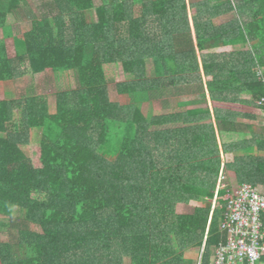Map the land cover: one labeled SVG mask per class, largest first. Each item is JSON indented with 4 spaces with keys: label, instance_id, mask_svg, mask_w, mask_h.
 I'll use <instances>...</instances> for the list:
<instances>
[{
    "label": "trees",
    "instance_id": "obj_1",
    "mask_svg": "<svg viewBox=\"0 0 264 264\" xmlns=\"http://www.w3.org/2000/svg\"><path fill=\"white\" fill-rule=\"evenodd\" d=\"M101 2L0 1V91L24 90L0 99V237L18 229L0 240V264H210L225 241L227 189L212 211L220 171L264 186V128L249 124L264 122V0L194 3L192 24L186 0ZM9 16L31 28L14 36ZM243 44L254 53L230 51ZM197 47L213 118L185 108L202 95L178 100L202 83ZM47 73L78 83L55 111ZM155 99L166 103L152 110ZM194 250L200 262L186 258Z\"/></svg>",
    "mask_w": 264,
    "mask_h": 264
},
{
    "label": "rangeland",
    "instance_id": "obj_2",
    "mask_svg": "<svg viewBox=\"0 0 264 264\" xmlns=\"http://www.w3.org/2000/svg\"><path fill=\"white\" fill-rule=\"evenodd\" d=\"M37 1V6L40 7L41 6V3H40V0H35L34 2ZM47 1H54V0H43L42 3H47ZM102 0H95L94 3H95V6H101ZM206 0H186V3L189 7V18L191 20V24H192V17H194L196 15V9H192L190 6L194 3H201V2H204ZM234 1H239V0H234ZM31 5H33V1H30ZM28 8L31 9L32 6L28 3ZM235 13H230V15H223V16H220L218 17L217 19L214 20V24L216 26L218 25H221V24H224L225 22H231L232 19H235ZM7 24L8 25H11L13 27V35H18V34H21L20 32V29L21 27H29L31 28V22H27V23H24L23 26L20 25L19 22H17V19H15V17H12V16H9L8 19H7ZM194 26V25H192ZM3 34L2 30H0V37L1 35ZM7 44L10 48V50L13 52V40H8L7 41ZM197 44V42H196ZM230 51H234V52H243V53H250V51H253V47L251 44H243V45H235L231 48ZM197 52H198V65H199V68H200V77L202 79V83H199L198 85H196L195 87H192V90L188 93H183V95H179V101H184V100H187L191 97H195L196 95L197 96H203L205 97L206 99V96L208 95V87H207V83H206V77H205V74H204V70H203V64H202V59H201V56H200V52L198 50V47H197ZM122 64L119 65V70L121 69V72L124 73V70L122 68ZM151 67V65H150ZM118 70V74L114 73V72H107V79H108V84H110V96H111V99L114 100V101H117L119 99V94H118V88H117V82L120 81L121 79H125V76L123 75L122 76V73ZM261 72H264V69L261 70ZM149 75H153V73L149 72ZM77 82H76V79L72 76H62L61 78L58 77V76H51L49 73H47V79H46V82H45V89L43 90L49 97V104H50V107H51V110L52 111H55L56 107H55V100H56V93L59 92V91H64V90H67V89H74V88H77ZM14 89V88H13ZM10 89L7 90L6 93H3L0 91V99H2L4 97V95H8L10 94L12 97H20V95L22 93H24V90H23V87L20 83H17V85L15 86V89L11 92V93H8ZM163 98V96H162ZM161 98V99H162ZM170 99H175L176 97H169ZM251 96L249 94H246V95H243L241 99L243 100H248L250 99ZM167 100V98H166ZM166 100L164 101V103L157 99L154 100V102H152V104H150V109L152 110H159L160 108H162V105L164 106V104L166 103ZM210 102H209V99H208V96H207V102H203L202 104L200 105H197V104H194V105H189L187 107H185L186 109H189V110H197V109H202V110H210L212 112V105L210 106ZM145 105V104H144ZM143 105V106H144ZM144 109H146V107L144 106ZM214 128H216L215 126V123H214V120L212 122ZM243 124H247L246 126L244 125V127H246V134L247 136L249 137V132L247 130V127H248V121H244ZM250 125H253L255 126V130L253 131V133L257 134V135H262L263 134V130L261 127H259V124H251L249 123ZM216 131V130H215ZM215 135H216V140H217V143L218 145L220 146L221 148V143H220V140H219V135L217 133V131L215 132ZM222 161L224 162L225 161V158L221 157ZM232 160V159H231ZM221 173L219 174L218 176V182L219 180L221 179L223 184L227 185L230 189H234L236 187H238V182L236 180V176L234 174H223L222 170L220 171ZM223 177V178H222ZM212 205V203H211ZM192 212H194V210H192L190 207H185V206H182V205H178L176 207V213L178 215H190L192 214ZM17 238H18V229L14 228V227H11L9 228L8 230H6V232L4 233V235H2L0 237V240H2L3 242H17ZM212 255V254H211ZM186 258L188 259H191L192 262H200L201 261V253L199 250H194L190 253H188L186 255ZM125 264H130V261L129 259H126V262ZM200 264V263H199Z\"/></svg>",
    "mask_w": 264,
    "mask_h": 264
},
{
    "label": "built area",
    "instance_id": "obj_3",
    "mask_svg": "<svg viewBox=\"0 0 264 264\" xmlns=\"http://www.w3.org/2000/svg\"><path fill=\"white\" fill-rule=\"evenodd\" d=\"M259 104L264 108V97ZM218 189L228 191L224 217L219 221L225 241L214 247L210 264H264V186L238 184L230 189L220 179L212 211Z\"/></svg>",
    "mask_w": 264,
    "mask_h": 264
},
{
    "label": "crops",
    "instance_id": "obj_4",
    "mask_svg": "<svg viewBox=\"0 0 264 264\" xmlns=\"http://www.w3.org/2000/svg\"><path fill=\"white\" fill-rule=\"evenodd\" d=\"M0 1H2V0H0ZM29 1H33V5H34V7L35 8H37L38 6H37V1L36 2H34L35 0H29ZM42 1L43 0H40V3H41V6L40 7H38V8H42L43 9V4L44 3H42ZM95 1V0H94ZM53 1H47V3H48V5H50L51 3H52ZM47 3H45V4H47ZM30 5H31V3H30ZM33 5H31V6H33ZM32 10H33V7L31 8ZM17 22H19L20 23V25L21 26H23V24L24 23H27L26 21H17ZM226 23V22H225ZM24 29V27H21V29H20V32L22 33V30ZM2 32H3V30H2ZM18 35H21V34H18ZM18 35H14V36H18ZM207 83V82H206ZM208 96V99H209V95H207ZM207 96H206V102H207ZM209 102H210V99H209ZM211 103V102H210ZM210 106H211V104H210ZM211 112V111H210ZM212 114H213V111L211 112V116H212ZM212 118H213V116H212ZM212 122H213V119H212ZM259 124V127H261V128H264V122H260V123H258Z\"/></svg>",
    "mask_w": 264,
    "mask_h": 264
}]
</instances>
